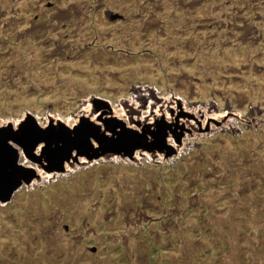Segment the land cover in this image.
I'll use <instances>...</instances> for the list:
<instances>
[{"label":"rangeland","instance_id":"1","mask_svg":"<svg viewBox=\"0 0 264 264\" xmlns=\"http://www.w3.org/2000/svg\"><path fill=\"white\" fill-rule=\"evenodd\" d=\"M94 97L182 146L23 183L0 264H264V0H0V126H70Z\"/></svg>","mask_w":264,"mask_h":264},{"label":"water","instance_id":"2","mask_svg":"<svg viewBox=\"0 0 264 264\" xmlns=\"http://www.w3.org/2000/svg\"><path fill=\"white\" fill-rule=\"evenodd\" d=\"M100 99L94 97L91 100V111L81 113L78 121L70 126L62 121L60 124L40 126L29 113L25 119L21 118L16 127L11 126V123L0 126L1 202L9 200L23 183L30 185L35 177L41 178L34 167L19 161V151L46 173L52 170L64 171L66 161L69 159L71 166L105 155L128 156L134 159L136 158L134 151L137 148H141V153L152 155L162 153L167 158L169 155L177 154L179 151L177 147L182 146V140H179L180 133L174 135L176 137L173 136L175 146L166 142L165 136L167 129H171V123L165 120L164 115H158L160 117L152 125L145 123L137 130L129 127L123 117L114 115L109 102ZM103 103L106 104L103 106ZM180 108L182 109L181 106ZM182 111L183 109L179 114L188 116L189 113ZM95 113H98L100 123L91 119ZM170 114H175V110ZM91 138L95 143L91 142ZM81 156L87 161H80Z\"/></svg>","mask_w":264,"mask_h":264},{"label":"bare ground","instance_id":"3","mask_svg":"<svg viewBox=\"0 0 264 264\" xmlns=\"http://www.w3.org/2000/svg\"><path fill=\"white\" fill-rule=\"evenodd\" d=\"M166 107H167V106H166ZM146 108H147V107H146ZM148 108H149V112H150L149 114H151V112H153V114H154L156 110H157V112H158V111H161V110H160L161 107H159L158 105L156 106V108H158V109L155 108V109H156L155 111L152 110L151 107H149V106H148ZM167 108H168V107H167ZM85 112H86V111H85ZM111 112H112L113 114H119V113H120V115H121V114H124L123 112H120L119 109L111 110ZM117 112H119V113H117ZM157 112H156V113H157ZM193 112H195V111L193 110ZM156 113H155V114H156ZM157 114H158V113H157ZM100 115H101V114H100ZM120 115H118V116H120ZM158 115H160V114H158ZM158 115L153 116V117L151 118V121H148V122L146 121V124H150V125H152L153 122L156 121V119H157L158 117H160V116H158ZM169 116H171V117H170V120L175 119L174 122H176V123L179 124L180 121L177 122V120H178L177 118H178L179 115L177 116V114H176V115H173V114H170V113H169ZM143 117L145 118V117H147V115H143ZM148 117H149V115H148ZM204 117H205V118L203 119L202 122H201V120H200V124H199L200 127H204V126H205V123H209L208 121H212L210 118H211V117H214V116L206 115V116H204ZM164 118H165V117H164ZM91 119L94 120L95 122L100 123V120L98 119V113H95V114L91 117ZM135 119H136V118H135ZM135 119H134V121H133L134 123H131V120H130V123H129V124H128L127 119H126V120L124 119V120L126 121V124L129 125V127H135V128L138 130L139 127L141 128V126H143V125L140 124V123H142V122H140V123L138 122L139 119L137 120V122H135V121H136ZM166 119H167V115H166L165 120H166ZM209 119H210V120H209ZM141 120L144 121L145 119H141ZM180 120H181V119H180ZM206 121H207V122H206ZM170 123H171V121H170ZM130 124H131V125H130ZM135 124H136V125H135ZM143 124H145V122H143ZM178 124H177V125H178ZM212 124H213V123H212ZM137 125H138V126H137ZM136 126H137V127H136ZM167 135L170 136V135H173V134H171L170 132H168ZM171 141H172L173 144H174L175 141H174L173 138H168V139H167V142H171ZM172 142H171V143H172ZM171 143H170V144H171ZM13 144H14V143H13ZM15 147H16V146H15ZM17 148H18V147H17ZM165 148H167V147H165ZM18 149H19V148H18ZM179 149H180V148H178V150H179ZM139 151H141V148H137V149L135 150L134 156H135V155H136V157L139 156V154H138ZM140 153H141V152H140ZM144 154H145V153H144ZM19 156H20V158H22V156H24V154H23L22 152L19 151ZM150 156H151V155H150ZM82 157H83V158H82ZM163 157H164L165 159H167V156L163 155ZM78 159H79V158H78ZM80 161L83 162V161H87V160L84 158V156H81V157H80ZM69 162H70V159L66 161V164H65V165H66V168H67V167H71V165H70ZM32 163H33V164H32V165L29 164V166L34 167V168L36 169V171L40 173V176H41V178H42V176H43V173H42V172H45V171H42L41 169H38L37 164H35L34 162H32ZM45 173H46V172H45ZM49 173H51V172H49ZM49 173H48V174H49ZM49 175H50V174H49ZM33 182H35V181L33 180L32 183H33Z\"/></svg>","mask_w":264,"mask_h":264}]
</instances>
